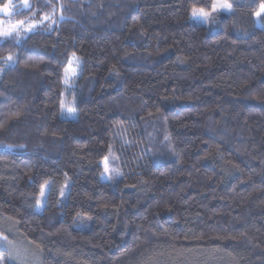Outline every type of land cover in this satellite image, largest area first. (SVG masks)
<instances>
[{"label":"trees","instance_id":"obj_1","mask_svg":"<svg viewBox=\"0 0 264 264\" xmlns=\"http://www.w3.org/2000/svg\"><path fill=\"white\" fill-rule=\"evenodd\" d=\"M211 2L12 0L0 17L35 26L0 38V235L28 264H264V0H230L213 33L190 20Z\"/></svg>","mask_w":264,"mask_h":264},{"label":"rangeland","instance_id":"obj_2","mask_svg":"<svg viewBox=\"0 0 264 264\" xmlns=\"http://www.w3.org/2000/svg\"><path fill=\"white\" fill-rule=\"evenodd\" d=\"M229 13L230 12H224V13H221L220 16L228 15ZM218 18L216 19L215 22H203L199 19H193L191 16V13H190L191 22L205 27L210 33H213L218 29V20H219ZM44 22H48V20L45 19ZM254 23H255L256 28L262 27V19H258L255 15H254ZM10 24H16V23L11 22L10 20L6 21L3 19H0V27H7ZM27 26L24 25L23 27L18 28V32L19 33L30 32V31L26 30ZM34 28H35V26L31 30H33ZM0 38H3V37H0ZM73 69L75 70L74 72L72 71ZM66 70H68L70 78H66V76L64 74L65 83H64V91H63V98L62 99H66V100L70 101L73 98V96H76V93L78 91L80 64L75 59H71L69 61V64H68V67L66 68ZM66 70H65V72H66ZM60 116L64 120H70V119H74L75 114H64V115H62L60 112ZM107 163H108L110 172L108 174H104L105 160H103L101 163L102 169H103V172L101 175V180L103 182H112L113 178L115 176L116 170H115L114 164L112 162V158L110 156H108ZM108 175H111L112 178L109 179ZM48 190H46L47 194H48ZM46 198H47V195H46ZM38 200H40V195L38 196ZM45 200L46 199L42 200V202L40 204L36 205L35 210L38 213L42 212ZM33 252L34 251L32 248L29 249L24 244H22V243L19 244L17 239H15L12 242H9L5 237L0 235V258H3L1 263H3L4 261H7V260L11 261L13 264L33 263V261H34Z\"/></svg>","mask_w":264,"mask_h":264},{"label":"snow or ice","instance_id":"obj_3","mask_svg":"<svg viewBox=\"0 0 264 264\" xmlns=\"http://www.w3.org/2000/svg\"><path fill=\"white\" fill-rule=\"evenodd\" d=\"M25 7H28L27 3H25ZM233 10V5L230 2V0H212L211 4L206 6V7H196L193 6L191 9V16L193 19H199L203 22H215L216 19L220 16L221 13L224 12H231ZM18 11V9H17ZM13 12V5H12V0H8L7 3H4L3 5H0V14H3L5 16H10ZM254 15L258 19H264V2L261 3L260 9L254 13ZM47 18V17H46ZM25 24L24 21H17L16 24H10L7 27H0V37H11L13 33L15 32L16 34H19L18 28L23 27ZM34 27V25L29 24L27 26V31H31V29ZM12 56L9 55L7 57V61H11ZM3 69H0L2 71ZM73 72L75 71L74 69L72 70ZM66 78L69 77V72L66 70L65 72ZM63 95V94H62ZM60 110L61 114H75L76 112V99L75 96L69 101L66 99H61L60 101ZM105 164H104V174H108L110 172L109 166H108V157L106 156L104 158ZM108 178L111 179V175H108ZM65 185L64 187H66ZM64 187L60 189V195L64 196L65 195V190ZM51 188L50 182H45L43 185H41L40 188V200L37 201V204H40L42 200L46 199V190ZM3 258H0V261H2Z\"/></svg>","mask_w":264,"mask_h":264},{"label":"water","instance_id":"obj_4","mask_svg":"<svg viewBox=\"0 0 264 264\" xmlns=\"http://www.w3.org/2000/svg\"><path fill=\"white\" fill-rule=\"evenodd\" d=\"M14 9V8H13ZM11 16V15H10ZM10 16H5L3 14H0V17H10ZM58 18L61 19V7L59 6V11H58Z\"/></svg>","mask_w":264,"mask_h":264}]
</instances>
